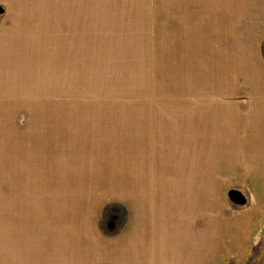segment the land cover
Wrapping results in <instances>:
<instances>
[{
    "label": "rangeland",
    "instance_id": "obj_1",
    "mask_svg": "<svg viewBox=\"0 0 264 264\" xmlns=\"http://www.w3.org/2000/svg\"><path fill=\"white\" fill-rule=\"evenodd\" d=\"M143 2L0 0V264H87V246L123 227L127 206L193 185L173 179L180 150L162 137L173 110L211 103L185 95L212 92L210 70L155 62ZM260 167L199 181L198 203L255 204Z\"/></svg>",
    "mask_w": 264,
    "mask_h": 264
},
{
    "label": "crops",
    "instance_id": "obj_2",
    "mask_svg": "<svg viewBox=\"0 0 264 264\" xmlns=\"http://www.w3.org/2000/svg\"><path fill=\"white\" fill-rule=\"evenodd\" d=\"M144 1L138 5L146 6L142 20L148 53L159 54L155 62L210 70L212 92L185 95L211 103L173 110L175 119L165 122L171 130L162 137L180 150L173 179L194 183L170 190V198L183 195L185 201L169 198L162 204L127 206L124 226L87 246V264H247L258 254V264H264V252L256 255L254 250L264 237V180H252L259 182L250 189L255 204L239 210L203 206L198 203L203 192L197 189L203 180L245 178L234 176L236 165L250 167L242 169L254 175L248 179L261 174L264 0ZM204 149L210 150L206 162ZM204 164L211 171L208 177L203 176ZM219 165L232 168L220 175Z\"/></svg>",
    "mask_w": 264,
    "mask_h": 264
}]
</instances>
